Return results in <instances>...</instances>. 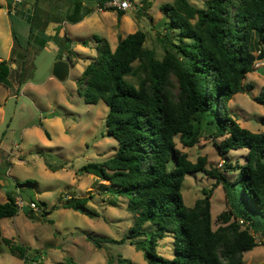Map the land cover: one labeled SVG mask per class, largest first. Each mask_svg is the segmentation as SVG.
<instances>
[{
    "label": "trees",
    "instance_id": "16d2710c",
    "mask_svg": "<svg viewBox=\"0 0 264 264\" xmlns=\"http://www.w3.org/2000/svg\"><path fill=\"white\" fill-rule=\"evenodd\" d=\"M40 1L33 4V15L27 21L29 43L39 37L51 41L46 34L50 23L75 25L89 17L94 9L87 1L102 11L125 15L104 9L106 0H62L69 11L61 17L57 5L44 8ZM143 2L144 10L149 2ZM8 6L9 15L18 17L12 14L13 4ZM161 11L167 19L166 33L159 35L165 52L162 59L146 47L147 34L142 31L121 38L115 50L96 35L97 55L77 82L85 103L108 106L107 133L119 144L112 158L88 163L80 172L112 186L116 196L128 200L127 210L135 216L127 239H88L98 248L129 241L144 252L148 264H245L246 253L264 246V241L260 245L257 240V236L264 239V132L243 128L232 117L229 102L244 91L243 81L257 59L256 46L264 43V0H208L202 8L189 0H173L161 6ZM22 65L20 77L25 69ZM11 72L8 61H0V85L11 87ZM128 77L136 78L138 85ZM254 101L264 105V85ZM204 134L225 158L223 171L207 169L206 157L194 163L177 148V137L184 148H194ZM240 149L248 151L244 166L230 162L227 156ZM238 170L240 176L231 181L227 173ZM193 172H202L216 183L204 189L203 198L189 208L181 189L186 175ZM220 185L230 209L219 215L220 226L214 229L211 198ZM88 203V197L73 196L63 207L86 214ZM19 209L12 195L0 203V238L1 221L15 217ZM43 212L47 213L46 204ZM148 223L155 230L143 239ZM168 234L174 238L173 259L157 253L158 241ZM4 243L13 255L27 261V248L10 239ZM65 264L79 263L70 259ZM108 264L132 262L119 256L115 263L111 256Z\"/></svg>",
    "mask_w": 264,
    "mask_h": 264
},
{
    "label": "rangeland",
    "instance_id": "374dc122",
    "mask_svg": "<svg viewBox=\"0 0 264 264\" xmlns=\"http://www.w3.org/2000/svg\"><path fill=\"white\" fill-rule=\"evenodd\" d=\"M21 1L33 6L36 0ZM147 1V9L134 7L122 17L117 12L101 11L96 4L90 3L94 12L82 23L49 24L47 32L54 35L57 31L59 40L47 42L39 37L29 43L26 17L8 13V5L15 6L18 0H0L3 5L0 9V59L7 60L12 69L11 87L0 85V203L6 202L8 195L24 201L15 217L1 221L0 264H65L70 259L79 264H108L111 256L115 263L122 256L132 264H148L144 252L137 251L129 241L105 243L98 248L88 239H127L135 216L127 210L128 200L116 196L112 186L80 172L88 163L112 158L119 144L107 133L108 106L104 102L85 103L77 84L97 55L93 40L96 35L108 40L111 48L116 49L121 38L142 31L147 34L146 47L153 49L158 59L163 58L165 52L159 35L166 33V26L158 29L157 25L165 18L161 6L173 0ZM189 1L202 8L208 0ZM40 5L44 8L57 5L61 17L69 11L62 0H41ZM72 50L74 55L69 60ZM260 50L263 52L259 53ZM263 53L264 43L256 46L257 58ZM60 61L71 64L65 82L58 81L52 73L54 65ZM22 64L25 69L20 77ZM137 65L138 62L134 63V67ZM260 69H253L246 76L244 91L229 102L232 117L254 133L264 132V105L254 101L264 85V68L263 73ZM127 80L138 85L134 77ZM176 144L180 151L188 154L190 161L195 163L199 157H206L207 169L223 171L225 158L208 134H204L194 148H184L179 137ZM247 152V149H240L227 156L230 162L244 166ZM240 173V170L228 172L227 177L236 181ZM215 183L216 180L202 172L187 174L181 189L185 205L193 207L203 198V190L212 189ZM73 196L89 198L86 214L83 210L81 213V209L63 207ZM32 201H36L39 211L30 209ZM43 204L47 206L46 214ZM229 209L220 185L213 190L211 198L214 229L220 226L219 215ZM153 230L155 225L146 224L143 239ZM260 238L257 236V240ZM4 239L27 248V261L13 255ZM173 242L169 234L159 240L158 255L175 258ZM245 264H264V246L246 253Z\"/></svg>",
    "mask_w": 264,
    "mask_h": 264
},
{
    "label": "water",
    "instance_id": "95a60500",
    "mask_svg": "<svg viewBox=\"0 0 264 264\" xmlns=\"http://www.w3.org/2000/svg\"><path fill=\"white\" fill-rule=\"evenodd\" d=\"M34 7L28 4H19L16 3L14 6V14L18 17L22 18L23 16L26 17V21H30L31 17L33 15ZM23 15V16H22ZM167 22L164 18L161 22L158 23L157 28H162L166 26ZM264 59V53L260 55L256 60L260 61ZM71 70V64L69 62H57L53 67V76L60 82H65L69 75ZM261 73H263V68L259 70ZM82 213V210H80Z\"/></svg>",
    "mask_w": 264,
    "mask_h": 264
},
{
    "label": "built area",
    "instance_id": "2783aa9c",
    "mask_svg": "<svg viewBox=\"0 0 264 264\" xmlns=\"http://www.w3.org/2000/svg\"><path fill=\"white\" fill-rule=\"evenodd\" d=\"M19 2V0H18ZM134 7H138L142 9L144 7V3L140 0H106L104 9H114L116 11H123L126 12ZM102 11V9H100ZM264 68V62H260L258 60L255 61L254 69ZM16 203L20 208H23L24 201L21 197H16ZM30 208L34 211H39V207L36 202H31ZM264 241L263 238L258 240V243L261 245Z\"/></svg>",
    "mask_w": 264,
    "mask_h": 264
},
{
    "label": "crops",
    "instance_id": "0c3cea01",
    "mask_svg": "<svg viewBox=\"0 0 264 264\" xmlns=\"http://www.w3.org/2000/svg\"><path fill=\"white\" fill-rule=\"evenodd\" d=\"M27 4V3H25V2H22L21 0H19V4ZM91 2L90 1H87V5L88 4H90ZM30 5V4H29ZM3 6V5H2ZM89 6V5H88ZM90 7V6H89ZM94 9V8H93ZM20 18V17H19ZM86 19V18H85ZM22 20V19H21ZM84 21V20H83ZM82 21V22H83ZM26 22V21H25ZM82 22H80V23H82ZM80 23H78V24H80ZM51 24V23H50ZM56 24V23H55ZM57 25H59V24H57ZM75 25H77V24H75ZM28 26H29V24H28ZM46 34L48 35V36H50V37H52L53 39H56V35H57V31L55 32V34L54 35H50L48 32H47V29H46ZM83 41V40H82ZM85 42V41H84ZM96 45V44H95ZM94 48H95V46H94ZM112 50H115V48L114 49H112ZM0 61H2L1 59H0ZM71 71V70H70Z\"/></svg>",
    "mask_w": 264,
    "mask_h": 264
}]
</instances>
